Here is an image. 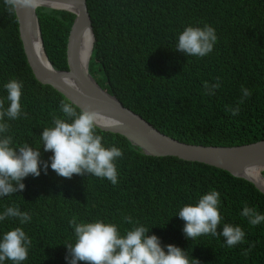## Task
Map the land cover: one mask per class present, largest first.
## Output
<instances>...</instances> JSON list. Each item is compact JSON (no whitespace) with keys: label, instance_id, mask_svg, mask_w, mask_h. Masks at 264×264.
<instances>
[{"label":"trees","instance_id":"1","mask_svg":"<svg viewBox=\"0 0 264 264\" xmlns=\"http://www.w3.org/2000/svg\"><path fill=\"white\" fill-rule=\"evenodd\" d=\"M86 5L94 36L88 72L123 107L161 134L190 145L233 147L264 140V0H86ZM36 15L49 62L55 70H67L66 45L75 15L45 7ZM205 24L218 37L211 53L196 57L175 50L185 27ZM217 77L220 87L212 89ZM12 79L22 83L21 116L5 117L10 128L4 135L12 136L14 148L27 143L49 161L52 153L44 151L40 136L54 117L67 119L59 106L69 101L34 78L15 13L0 0V100L5 108L4 84ZM242 87L252 94L233 116L226 109L237 106ZM95 131L105 147L123 152L115 161L116 185L91 174L63 178L50 166L45 175L41 165L40 176L24 178L23 191L0 197V213L18 206L32 218L23 225L15 218L0 221V237L22 227L31 239L22 264H68L66 244L76 239L69 224L73 216L78 222L116 224L121 234L133 227L123 220L131 216L148 235L158 236L162 247L173 244L200 264H264V222L253 226L240 215L245 205L264 214V195L253 184L205 164L146 156L121 135ZM210 190L220 193L217 231L224 223L238 225L245 232L243 243L229 248L222 236L185 237L180 207L195 204Z\"/></svg>","mask_w":264,"mask_h":264},{"label":"clouds","instance_id":"2","mask_svg":"<svg viewBox=\"0 0 264 264\" xmlns=\"http://www.w3.org/2000/svg\"><path fill=\"white\" fill-rule=\"evenodd\" d=\"M37 0H4L6 11L15 13L18 9L35 8ZM215 29L205 24L203 27L187 26L179 33L175 50L186 56L205 57L213 51L217 42ZM212 89L220 87L219 77ZM204 88L209 84L205 82ZM7 92L8 106L0 100V197L23 191L25 177H38L43 171L47 174L50 168L60 177L72 178L73 175L91 174L106 178L113 185L118 183V172L115 161L122 158L123 152L116 146L105 147L103 137L96 134L98 114L90 108H82L77 112L70 102L61 101L60 111L64 118L54 117L53 126L43 129L40 136L45 152H51L49 161L41 160L40 150H34L27 143L14 148L13 138L8 133L10 125L5 121L17 120L21 116L22 83L12 79L4 84ZM243 95L235 108H227L233 116L240 112L239 104L251 96L247 88L241 89ZM214 95V92H209ZM27 116V113H24ZM220 193L210 190L201 195L195 204H185L180 207L178 216L184 221L183 233L187 239L194 240L202 235L222 236L227 247L232 248L244 242L245 232L238 225L224 223L222 231V216L219 211ZM240 215L247 218L250 225L256 226L264 222V214L255 208L245 205ZM8 218L19 220L21 225L30 222L31 216L18 206H8L0 213V221ZM123 220L133 224L121 234L116 224L105 223L102 220L93 222H78L73 216L69 224L74 230L75 242L66 244L65 259L68 264H200L199 260L186 255L185 250L168 244L162 247L160 239L155 234L148 235L149 230L133 223L131 216ZM31 239L22 227L6 231L0 237V264L6 260L12 264H22L28 258ZM165 247L167 251H165ZM243 252L247 256L251 250Z\"/></svg>","mask_w":264,"mask_h":264},{"label":"water","instance_id":"3","mask_svg":"<svg viewBox=\"0 0 264 264\" xmlns=\"http://www.w3.org/2000/svg\"><path fill=\"white\" fill-rule=\"evenodd\" d=\"M39 7L75 15L66 45L67 70H55L46 56L36 15ZM15 16L19 38L34 78L40 84L52 87L79 110L90 108L95 111L98 114L97 128L123 136L146 156L174 157L226 171L253 184L264 195L261 174L264 171V140L233 147L179 142L161 134L97 84L88 72L94 36L86 0H37L35 8L18 9ZM87 34L92 42L90 54L84 61L80 49Z\"/></svg>","mask_w":264,"mask_h":264},{"label":"bare ground","instance_id":"4","mask_svg":"<svg viewBox=\"0 0 264 264\" xmlns=\"http://www.w3.org/2000/svg\"><path fill=\"white\" fill-rule=\"evenodd\" d=\"M91 42H92L91 36L89 34L85 35L84 40L81 45V49H80L81 56H82V59H84V61L87 59V57L90 54ZM255 177L260 178L258 174H255Z\"/></svg>","mask_w":264,"mask_h":264}]
</instances>
